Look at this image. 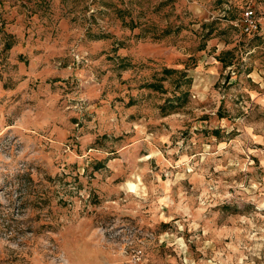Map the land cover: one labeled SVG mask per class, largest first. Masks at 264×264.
<instances>
[{
  "label": "clouds",
  "instance_id": "obj_1",
  "mask_svg": "<svg viewBox=\"0 0 264 264\" xmlns=\"http://www.w3.org/2000/svg\"><path fill=\"white\" fill-rule=\"evenodd\" d=\"M0 264H264V0H0Z\"/></svg>",
  "mask_w": 264,
  "mask_h": 264
}]
</instances>
